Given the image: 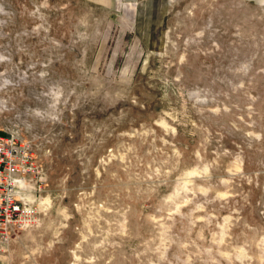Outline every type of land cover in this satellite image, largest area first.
Segmentation results:
<instances>
[{"label": "rangeland", "instance_id": "rangeland-1", "mask_svg": "<svg viewBox=\"0 0 264 264\" xmlns=\"http://www.w3.org/2000/svg\"><path fill=\"white\" fill-rule=\"evenodd\" d=\"M10 135L0 264H264V0H0Z\"/></svg>", "mask_w": 264, "mask_h": 264}, {"label": "built area", "instance_id": "built-area-1", "mask_svg": "<svg viewBox=\"0 0 264 264\" xmlns=\"http://www.w3.org/2000/svg\"><path fill=\"white\" fill-rule=\"evenodd\" d=\"M19 142L17 135L0 136V244L9 240L21 221L36 218L33 194L46 181Z\"/></svg>", "mask_w": 264, "mask_h": 264}]
</instances>
